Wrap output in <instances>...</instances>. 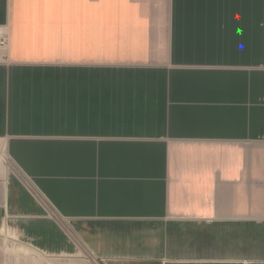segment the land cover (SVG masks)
Listing matches in <instances>:
<instances>
[{"label":"crops","instance_id":"crops-1","mask_svg":"<svg viewBox=\"0 0 264 264\" xmlns=\"http://www.w3.org/2000/svg\"><path fill=\"white\" fill-rule=\"evenodd\" d=\"M0 27L1 235L264 264V0H0Z\"/></svg>","mask_w":264,"mask_h":264},{"label":"rangeland","instance_id":"rangeland-1","mask_svg":"<svg viewBox=\"0 0 264 264\" xmlns=\"http://www.w3.org/2000/svg\"><path fill=\"white\" fill-rule=\"evenodd\" d=\"M63 224V220H60ZM68 225V224H67ZM0 264H101L72 236V250L44 249L18 237L0 234Z\"/></svg>","mask_w":264,"mask_h":264},{"label":"built area","instance_id":"built-area-1","mask_svg":"<svg viewBox=\"0 0 264 264\" xmlns=\"http://www.w3.org/2000/svg\"><path fill=\"white\" fill-rule=\"evenodd\" d=\"M9 41H10L9 29L7 27H0V46L6 48L9 45ZM0 157L5 162L9 160L8 156L4 153L1 147H0Z\"/></svg>","mask_w":264,"mask_h":264}]
</instances>
